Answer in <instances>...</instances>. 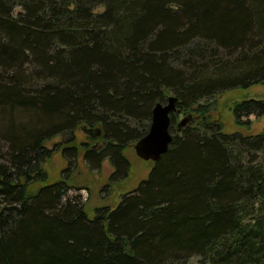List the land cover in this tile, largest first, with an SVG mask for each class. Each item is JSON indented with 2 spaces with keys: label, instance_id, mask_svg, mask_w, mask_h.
<instances>
[{
  "label": "trees",
  "instance_id": "trees-1",
  "mask_svg": "<svg viewBox=\"0 0 264 264\" xmlns=\"http://www.w3.org/2000/svg\"><path fill=\"white\" fill-rule=\"evenodd\" d=\"M256 84L264 0H0V264H264V128L225 132L201 103ZM170 92L173 140L148 176L115 206L63 201L53 152L65 171L110 160L113 187ZM231 109L250 125L264 98Z\"/></svg>",
  "mask_w": 264,
  "mask_h": 264
},
{
  "label": "rangeland",
  "instance_id": "rangeland-1",
  "mask_svg": "<svg viewBox=\"0 0 264 264\" xmlns=\"http://www.w3.org/2000/svg\"><path fill=\"white\" fill-rule=\"evenodd\" d=\"M17 7V11H18ZM175 95L170 92L167 94V98ZM264 98V85L256 84L252 87L245 89L237 90H227L222 93L216 94L210 98L204 99L201 103L209 105L210 113L213 118H218L224 123V131L231 132H240L243 134H256L263 130L264 128V116L251 115L250 125H241L236 123L231 105L234 101L241 100L243 98ZM179 113V112H178ZM193 118L197 114H193ZM191 116L189 113H181L178 117V120L181 121L183 118ZM192 117V116H191ZM23 116H18V121H20ZM151 121L149 123V127ZM172 134L174 130L171 129ZM64 136H59L57 138L50 139L47 141V146L54 147L55 143L63 141ZM77 139L78 141L92 142L87 136V133L79 128L77 130ZM138 141V140H137ZM136 141V142H137ZM133 142L126 149L127 157L130 159L131 166L129 175L127 178H124L120 183L113 185L111 188H105L106 184L109 183L110 175L113 171V165L110 160L106 159L103 161L100 168L92 169L87 165L82 156H80L76 161L73 160V163L70 165V168L66 170V167L69 166V161L67 158L62 155V152L55 151L52 156L49 157L44 162V168L48 172L49 181L58 180L61 176H71L70 182L72 188H70L63 198V201H66L69 198L78 197V201L84 203L85 207L89 212H93L94 208L102 205L115 206L121 200V194L135 189L139 183L145 179L152 167L153 161L144 160L139 157L135 150V143ZM2 145H6L5 142H2ZM101 142H97L95 149H100ZM6 149V146H3ZM39 186V183L35 184V188ZM188 264H201L198 261V258L192 257Z\"/></svg>",
  "mask_w": 264,
  "mask_h": 264
},
{
  "label": "water",
  "instance_id": "water-1",
  "mask_svg": "<svg viewBox=\"0 0 264 264\" xmlns=\"http://www.w3.org/2000/svg\"><path fill=\"white\" fill-rule=\"evenodd\" d=\"M179 98L172 95L167 98V102H157L152 110L151 125L148 132L135 143V150L139 157L144 160L157 161L162 154L168 151L170 143L173 140V134L170 131L171 112L180 111L178 108ZM191 116L179 121L178 128L186 125Z\"/></svg>",
  "mask_w": 264,
  "mask_h": 264
}]
</instances>
